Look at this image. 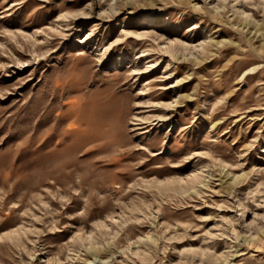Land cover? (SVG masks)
Returning a JSON list of instances; mask_svg holds the SVG:
<instances>
[{"label": "rangeland", "instance_id": "1", "mask_svg": "<svg viewBox=\"0 0 264 264\" xmlns=\"http://www.w3.org/2000/svg\"><path fill=\"white\" fill-rule=\"evenodd\" d=\"M0 264H264V0H0Z\"/></svg>", "mask_w": 264, "mask_h": 264}, {"label": "bare ground", "instance_id": "2", "mask_svg": "<svg viewBox=\"0 0 264 264\" xmlns=\"http://www.w3.org/2000/svg\"><path fill=\"white\" fill-rule=\"evenodd\" d=\"M203 40H201L200 42H202ZM245 73H248L247 71Z\"/></svg>", "mask_w": 264, "mask_h": 264}]
</instances>
